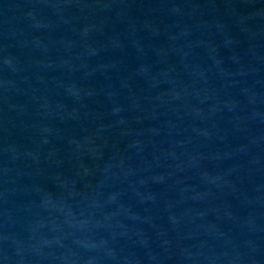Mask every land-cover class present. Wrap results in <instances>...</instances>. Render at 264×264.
<instances>
[{"label": "water", "instance_id": "obj_1", "mask_svg": "<svg viewBox=\"0 0 264 264\" xmlns=\"http://www.w3.org/2000/svg\"><path fill=\"white\" fill-rule=\"evenodd\" d=\"M0 264H264V0H0Z\"/></svg>", "mask_w": 264, "mask_h": 264}]
</instances>
